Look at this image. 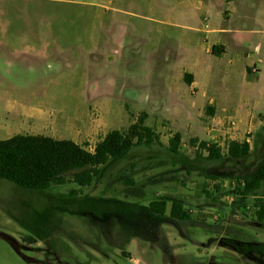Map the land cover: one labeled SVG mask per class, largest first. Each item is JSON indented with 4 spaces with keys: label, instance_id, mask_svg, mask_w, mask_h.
<instances>
[{
    "label": "rangeland",
    "instance_id": "1",
    "mask_svg": "<svg viewBox=\"0 0 264 264\" xmlns=\"http://www.w3.org/2000/svg\"><path fill=\"white\" fill-rule=\"evenodd\" d=\"M208 1L214 6L209 21L197 0H0L4 17L22 20L15 28L64 36V63L49 61L41 76L47 81L28 90V98L62 110L47 135L93 151L109 131L127 130L146 113L163 143L135 148L90 187L72 176L43 191L0 178V264H256L222 240L264 243L257 215L264 188L245 200L236 192L239 179L264 161V131L252 129L253 151L240 161H209L192 143L217 142L226 155L229 141L247 138L221 134L204 107L202 89L215 78L202 72L203 47L214 41L209 30L220 26L227 0ZM253 45L246 43L254 52ZM197 60L198 94L181 73ZM255 108L264 112V101ZM227 122L235 127L234 118ZM176 132L182 135L178 155L168 150ZM7 133L0 129V140ZM215 172L230 175L214 180ZM161 199L168 215L173 201H181L190 220L163 223L158 240L111 219L112 200L148 206Z\"/></svg>",
    "mask_w": 264,
    "mask_h": 264
},
{
    "label": "crops",
    "instance_id": "2",
    "mask_svg": "<svg viewBox=\"0 0 264 264\" xmlns=\"http://www.w3.org/2000/svg\"><path fill=\"white\" fill-rule=\"evenodd\" d=\"M197 7L206 9L205 20L209 21L214 6L208 0H197ZM7 14V10L0 7V129L11 137L17 134L49 136L45 131L53 127L62 110L53 111L47 100L28 98V90L40 88L47 81L41 76L49 61L64 63L65 47L61 43L64 36L45 30L27 32L23 28H15L22 20L4 17ZM220 16V26L209 30L214 41L203 47L207 65L202 72L208 78H215L202 89L204 107L213 109L212 121L221 134L230 133L231 138L235 135L247 137L232 141L250 143L252 129L264 126V117H259L264 112L255 108L264 101V71L255 62L259 56L257 62L264 64L261 57L264 0H227ZM255 21L256 27H250V22ZM249 41L254 42V52L246 46ZM215 45L221 46L219 55L212 53ZM199 66L197 60L190 69L181 72L192 76L191 84L185 82L197 94ZM52 78L54 84L55 76ZM232 118L235 119V127L230 128L227 121ZM19 129L21 131H17Z\"/></svg>",
    "mask_w": 264,
    "mask_h": 264
},
{
    "label": "trees",
    "instance_id": "3",
    "mask_svg": "<svg viewBox=\"0 0 264 264\" xmlns=\"http://www.w3.org/2000/svg\"><path fill=\"white\" fill-rule=\"evenodd\" d=\"M219 48L221 46H213L212 53L219 55ZM184 78L188 84L192 83L190 74L186 73ZM206 112L209 115L214 113L210 106H206ZM146 120L147 114L143 113L127 130L109 131L96 144L93 151L72 139H55L45 135L17 134L0 140V178L19 187L38 191L46 190L53 184H66L68 176H72L74 183L90 187L104 176L108 167L127 157L135 148L153 144L163 145L160 135L146 124ZM262 130L264 131V126L258 133H262ZM181 141V133H174L169 139L168 150L178 155ZM192 143L198 144L200 151H206L208 153L206 159L213 162L225 157L240 161L249 157L253 151L247 141H229L226 144V155L217 143L199 142L197 139H193ZM229 175L215 172L211 178L218 180ZM128 183L132 184L133 180H128ZM263 188L264 161H261L253 171L239 179L236 192L245 200L251 195H258ZM216 189L219 190V187ZM112 201L116 210L111 219L117 218L127 230L143 233L146 238L154 241L158 238L159 228L163 223L177 225L179 221L190 220L189 213L179 200L173 201L170 215L167 214L166 199L152 201L148 206L127 201ZM257 215L260 221L264 220V203L261 204ZM95 220L107 222V219ZM222 243L256 264H264V243L230 238L222 240Z\"/></svg>",
    "mask_w": 264,
    "mask_h": 264
},
{
    "label": "built area",
    "instance_id": "4",
    "mask_svg": "<svg viewBox=\"0 0 264 264\" xmlns=\"http://www.w3.org/2000/svg\"><path fill=\"white\" fill-rule=\"evenodd\" d=\"M232 125H235V123L234 122H232ZM213 143H217V142H213ZM217 144H219V143H217ZM220 145V144H219ZM226 197V196H225Z\"/></svg>",
    "mask_w": 264,
    "mask_h": 264
}]
</instances>
